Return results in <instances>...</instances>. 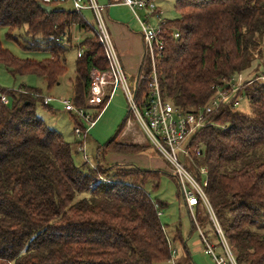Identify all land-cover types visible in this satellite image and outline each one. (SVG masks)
Listing matches in <instances>:
<instances>
[{"label":"trees","instance_id":"16d2710c","mask_svg":"<svg viewBox=\"0 0 264 264\" xmlns=\"http://www.w3.org/2000/svg\"><path fill=\"white\" fill-rule=\"evenodd\" d=\"M40 1L0 0V29L16 41L11 33L26 26V35L41 38L50 58L18 59L0 42V64L13 77L35 75L51 89L66 72L67 49L56 39H69L70 28L78 26L90 36L75 63L72 100L86 108L90 72L108 67L104 49L79 14L55 8L46 13ZM174 8L179 18L166 22L157 74L163 97L189 111L207 106L223 80L251 67V52L264 41V0H176ZM148 69L138 94L147 91ZM242 94L248 114L234 107ZM107 103L105 98L94 109L93 120ZM37 104L48 107L39 90L0 87V264H155L167 261L173 246L181 247L177 264H190L180 229L168 235L161 223L165 204L144 189L148 181L156 184L159 171L104 163L109 154H139L149 147L118 140L126 119L97 148L90 169L75 165L71 145L37 116ZM209 120L215 125L197 131L189 144L208 172L205 196L236 263L264 264V76L246 78ZM193 212L200 230L212 226L202 204ZM192 228L197 230L194 222Z\"/></svg>","mask_w":264,"mask_h":264},{"label":"built area","instance_id":"2783aa9c","mask_svg":"<svg viewBox=\"0 0 264 264\" xmlns=\"http://www.w3.org/2000/svg\"><path fill=\"white\" fill-rule=\"evenodd\" d=\"M42 4L52 8L57 3H68L72 7V12L79 14L86 24L96 34L99 43L104 49V54L108 67L104 71L92 70L90 72V87L86 96V108H78L72 99H63L64 111L83 120L92 127L96 120H93L92 109L97 108L103 103L105 98L108 100L114 95L116 90H120L127 102L128 117L126 118L121 138H129L132 144L152 146L158 154L171 167L173 175L179 183L180 193L187 209L192 213V219L199 230L205 254L209 255L215 264H237L235 252L230 248L219 226L216 216L204 193L207 186V169L199 167L197 175L201 180L195 179L183 164L179 161V156L188 157L199 156V150L195 148L192 152L189 144L192 136L200 129L215 124L209 120L210 115L219 108L224 102L228 101L234 94L242 88L244 79L241 74L229 80H223L222 86L216 87V94L207 106L195 107L189 111L175 107L170 101L166 100L161 92L159 78L157 74V60L165 47V27L166 21H162L161 13L155 8L153 0H121V4L127 6L134 12L138 21L140 33L144 46V59H142L141 69L136 77L133 89L128 85L124 69L119 61L116 50L111 41L105 21L106 6L100 5L96 0H41ZM136 10H144L147 18L158 20V25L153 26L148 20H140ZM91 13L93 26L82 16V13ZM174 39H178L177 32L172 34ZM63 34L56 42L64 39ZM85 47H80L77 55L80 57ZM148 67L147 91L141 94L136 93L144 81L145 69ZM263 79V78H262ZM238 96L235 98L234 107L238 105ZM4 101L5 98L2 97ZM49 99H43V104L48 105ZM91 109L88 113L87 110ZM87 128L76 126L74 134L77 137H85ZM86 160V158L84 157ZM203 177V179H202ZM205 208L209 220L212 224L217 244L220 246V254L214 251V246L209 242L196 222L193 215L194 208L198 204ZM160 215V213H158ZM176 251L172 250L168 264H176Z\"/></svg>","mask_w":264,"mask_h":264},{"label":"rangeland","instance_id":"374dc122","mask_svg":"<svg viewBox=\"0 0 264 264\" xmlns=\"http://www.w3.org/2000/svg\"><path fill=\"white\" fill-rule=\"evenodd\" d=\"M175 2L176 0H153L155 8L161 13L162 21H174L179 18V14L174 8ZM52 8L63 9L65 11L72 12L71 5L67 3H57L52 5ZM136 13L142 20H144L141 10H136ZM82 16L89 24L93 26V20L88 11L83 12ZM133 16L131 14V18ZM134 18L135 17L132 19ZM151 22L153 26L158 25L157 19L152 18ZM26 31V26L13 31L11 34L15 37V41L7 38V35L9 34L8 29L1 28L0 42L3 48L18 59L42 61L50 58L49 53L44 50L45 45L42 44L41 38H31L26 35ZM89 36L90 33H86L78 26L73 25L70 28V43H68L69 41H66L65 38L61 39L59 42V44L67 47L68 50L65 54L66 72L59 79L58 85H55L51 89H47L42 79L35 75L13 77L6 70V68L0 64V87L10 91H19L22 88H33L39 90L42 98L49 99L50 103L48 104L49 108H46L41 104H37L35 108L37 116H39L47 126L59 132L63 136L64 140L71 145L73 161L76 166H82L83 164H86V168L93 169L96 165L95 158L97 148L99 146L105 145L115 135L118 127L127 118L128 106L122 92L120 90H116L114 95L109 100L110 102L108 106L97 118L92 127H88L86 122L77 118V121L80 123L81 127L88 129L85 133V140L83 136L77 137L74 134L76 125L72 120L71 115L64 111L62 100L72 99L71 83L75 77V63L77 60L76 54L80 49L79 46L81 45L82 41ZM32 45H38L39 48L29 49ZM259 52L261 53L260 55ZM250 59H252L251 67L245 71L246 73L241 74L242 78L246 80V78L250 76L257 75L260 78L264 76V41L256 50L251 52ZM129 84L131 87H133L132 82L129 81ZM233 96L231 98H233ZM237 101L238 105L235 107V110L244 114H248L250 107L246 97L242 94V96H238ZM7 102L11 104L12 100L8 97ZM94 111L95 110L92 109L93 113ZM87 112L90 113L91 109H88ZM124 139L125 138H121V140H118L123 143L132 144L130 139ZM137 156H139V158ZM194 156L195 155H192L191 153L188 157L179 156V161L194 178L196 177L195 179L200 181L201 177L197 176L199 165L196 163ZM121 157L122 156L120 155L109 154L105 157L104 163L107 165H113L124 162V165L132 164L133 166L143 170L159 171V177L156 184L148 181L144 184V189L151 199L165 204V207L159 212L161 223L166 227V233L168 235L171 234L176 227L180 229L181 236L184 239L190 254V264H215L210 256L205 254L204 247L202 246V242L200 240L199 230L192 228V213L189 212L184 203L180 193V186L173 175L172 167L165 160H163L160 154H158L152 146L146 148L142 153L125 155L123 156L125 158ZM140 157H151L153 162L155 161L154 159H156L157 165L154 167L145 166L140 163ZM201 231L205 236L208 237L210 243L214 246V251L217 254H220V246L217 244L212 226L204 225L201 228ZM172 248L177 251V259L182 256L181 247L173 246ZM230 248L233 250V252H235L234 248L231 246ZM177 259L175 261L176 264L178 263ZM180 260L183 261L181 257ZM155 264L168 263L165 261Z\"/></svg>","mask_w":264,"mask_h":264},{"label":"crops","instance_id":"0c3cea01","mask_svg":"<svg viewBox=\"0 0 264 264\" xmlns=\"http://www.w3.org/2000/svg\"><path fill=\"white\" fill-rule=\"evenodd\" d=\"M96 1L100 5L106 6L105 21H106L107 30H108V33L110 35L113 46L116 50V53L118 55L119 61H120L121 65L124 69L125 77H126V80L128 82V85L131 89H133V87L130 86L129 81L132 82V85L134 86L136 77L139 74V70L141 69L142 59H144V46H143V40H142V35L140 33L138 21L136 18L132 19L133 17H135V16H133L134 12L130 8H128L127 6L122 5L121 0H96ZM141 11H142V16L144 17L143 21L148 20V22L150 24H152V22H151L152 18H147L146 17L147 16L146 11H144V10H141ZM131 14L133 16L132 18H131ZM90 15H91V13H90ZM139 19L142 20L140 17H139ZM66 41H69L68 43H70V37H69V39L67 38ZM61 46H63V45H61ZM79 47L82 48L84 46L80 45ZM64 48L67 49V47H64ZM85 50H86V48H85ZM77 53H78V51H77ZM77 57H78V55H77ZM65 68H66V59H65ZM72 83H73V81H72ZM72 83H71V85H72ZM56 85H58V83ZM72 96H73V86H72ZM109 100H108V103L105 106V108L108 106V104L110 102ZM105 108L103 109V111L105 110ZM127 117H128V115H127ZM71 118L74 121V118L72 117V115H71ZM120 137H121V135H119L118 139L121 140ZM84 140H85V137H84ZM124 140H127V138H125ZM124 140H122V141H124ZM120 156H122L121 158H125V157H123L125 155H120ZM137 157L139 158V156H137ZM140 160H141L140 163L145 165V166L154 167L157 165L156 159H154L155 161L153 162L151 157H149V158L140 157ZM120 163H118V164L124 165L123 164L124 162H120ZM128 165H132V164H128ZM180 257L183 259V256H180ZM180 257L178 258V261H179Z\"/></svg>","mask_w":264,"mask_h":264},{"label":"water","instance_id":"95a60500","mask_svg":"<svg viewBox=\"0 0 264 264\" xmlns=\"http://www.w3.org/2000/svg\"><path fill=\"white\" fill-rule=\"evenodd\" d=\"M38 6L46 13H50L52 11V8L49 6H46L42 4L41 2H38Z\"/></svg>","mask_w":264,"mask_h":264}]
</instances>
